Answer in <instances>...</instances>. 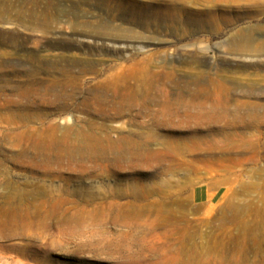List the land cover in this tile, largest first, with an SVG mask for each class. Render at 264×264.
Listing matches in <instances>:
<instances>
[{"label": "rangeland", "instance_id": "obj_1", "mask_svg": "<svg viewBox=\"0 0 264 264\" xmlns=\"http://www.w3.org/2000/svg\"><path fill=\"white\" fill-rule=\"evenodd\" d=\"M64 1L0 0V264H264V0H195L204 28L112 14L105 49L75 34L103 9ZM137 61L124 128L38 136L87 114L81 65Z\"/></svg>", "mask_w": 264, "mask_h": 264}, {"label": "bare ground", "instance_id": "obj_2", "mask_svg": "<svg viewBox=\"0 0 264 264\" xmlns=\"http://www.w3.org/2000/svg\"><path fill=\"white\" fill-rule=\"evenodd\" d=\"M193 1L195 0H78L76 3L77 7L80 9L82 8V10H85V8L90 10L93 9V7L96 8V6L102 8L103 10L102 13H97L98 15H96V17L100 18L99 21L94 22L91 20H85L83 23L84 25L82 24L84 28L82 27L81 29H76L75 34L82 38H90L92 40L101 41L100 47L102 49L108 48V43L115 45L117 42H121L127 37V30L124 28L122 29L121 26H115L112 21L109 20V17L112 14L115 17L116 15L120 17H128L135 23L143 24V27L145 28L150 26V22L161 24L166 23L167 25L172 26L178 24H184L187 26L192 22H196L200 27L204 28V26L209 23L205 17V14H207L205 8L206 6L203 8L201 7V9L197 11L196 15L194 14L195 17H193L191 11L192 8L190 9L189 6V4ZM65 2H67V0L64 1V4ZM195 3L197 4V2ZM2 12L0 10V13ZM212 16L213 15L209 17ZM125 48L130 51L129 45H126ZM196 52L200 53L198 50H196ZM151 76L152 71L150 67L146 64L140 63L139 61L130 65L119 64L104 70H97L93 65L89 64L81 65L78 68L76 80L82 85L88 82V80L92 83L91 90L93 92V97L84 100L81 108L82 111H87V114L77 115L72 113L71 115H62L65 119V124L63 125L55 123L54 119L50 115H46L44 119H42L43 117H38L36 115L29 117L35 120H43V122H40L39 129H37L40 130L38 136L42 139H44L45 136V138H47L48 134H56L59 131L87 134V132H92L94 128L105 130L124 128V124L119 123L118 119L124 116L123 111L131 107L136 100L135 92L133 91L134 89L131 85H129V80L137 77L148 79L149 77L151 78ZM107 90H110L113 93V98L111 103L106 102L107 104H105L102 100V96ZM198 92H200L198 88L191 90V93L194 95ZM199 98L200 100L198 104L202 106L204 103L203 99L206 98V94ZM66 110V107H62L60 114H67L65 113ZM201 112H203L202 109H200V113ZM69 118L72 119V124L68 123ZM94 118L109 121L110 124L96 123L94 122ZM79 120H82L84 124H78ZM254 144L253 146H256L258 141H255ZM33 149L36 150V153L43 154L44 150L47 148L40 145L39 147H35ZM82 149V146L73 145L63 147L62 149L58 148V151L60 154L62 153L63 155L69 157L71 153L79 152ZM27 153L28 148H23L20 150L19 156H27ZM47 158L45 156L43 160L46 161Z\"/></svg>", "mask_w": 264, "mask_h": 264}, {"label": "crops", "instance_id": "obj_3", "mask_svg": "<svg viewBox=\"0 0 264 264\" xmlns=\"http://www.w3.org/2000/svg\"><path fill=\"white\" fill-rule=\"evenodd\" d=\"M201 191H202L201 189L200 190H195V193H194L195 197H196V195L201 193V194L205 195V200L211 201L216 196V191L212 190L211 188H207L203 192H201Z\"/></svg>", "mask_w": 264, "mask_h": 264}]
</instances>
